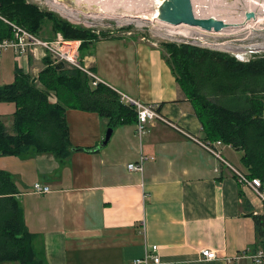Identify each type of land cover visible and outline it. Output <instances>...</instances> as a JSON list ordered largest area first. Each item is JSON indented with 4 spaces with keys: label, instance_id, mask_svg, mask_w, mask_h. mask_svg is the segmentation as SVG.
<instances>
[{
    "label": "crops",
    "instance_id": "crops-1",
    "mask_svg": "<svg viewBox=\"0 0 264 264\" xmlns=\"http://www.w3.org/2000/svg\"><path fill=\"white\" fill-rule=\"evenodd\" d=\"M77 54L103 84L154 102L164 119L152 122L139 141L133 122L110 126L109 117L96 111L66 107L68 139L82 149H70L62 158L33 149L0 154V170L11 175L14 198L42 261L137 264L134 259L156 244V253L169 264H264L241 255L256 245L250 213L262 214L264 203L241 188L232 170L200 144L201 123L161 49L143 38L121 35L86 43ZM56 64L42 46L20 56L6 49L0 55V85L12 82L19 69L40 86L39 73ZM68 67L73 66L56 68ZM49 94L56 102L54 90ZM15 110V102L0 101V118L10 134ZM108 127L107 143L92 150ZM225 145L222 157L244 167L230 160ZM140 150L152 158L141 173L128 170L126 164ZM34 182L51 190L33 192ZM202 248L214 250L216 257L204 259Z\"/></svg>",
    "mask_w": 264,
    "mask_h": 264
},
{
    "label": "trees",
    "instance_id": "trees-1",
    "mask_svg": "<svg viewBox=\"0 0 264 264\" xmlns=\"http://www.w3.org/2000/svg\"><path fill=\"white\" fill-rule=\"evenodd\" d=\"M0 12L37 35L44 19H51L54 32L80 40L79 49L108 37L104 32L99 35L74 25L53 11L40 10L26 0H0ZM9 33V27L0 20V35ZM163 45L169 53L165 59L201 123L202 141L220 139L240 151L239 159L247 174L258 177L264 190V53L238 60L228 52L192 43ZM31 80V76L16 69L14 80L0 85V101L16 105L12 134L0 118V154L22 155L33 149L62 158L70 149H82L73 147L68 139L66 107L96 111L109 117L110 126L135 121L134 110L120 103L114 90L103 82L92 85L79 67L59 69L47 65L39 73L40 86ZM49 90L56 93V102L48 98ZM15 192L11 175L0 170V264H45L34 248V236L24 223ZM250 215L256 233L257 246L253 250L264 248V212Z\"/></svg>",
    "mask_w": 264,
    "mask_h": 264
},
{
    "label": "rangeland",
    "instance_id": "rangeland-1",
    "mask_svg": "<svg viewBox=\"0 0 264 264\" xmlns=\"http://www.w3.org/2000/svg\"><path fill=\"white\" fill-rule=\"evenodd\" d=\"M157 1L75 0L74 7L69 0H26L40 10L53 11L70 23L92 29L99 35L104 32L107 36L143 38L145 42L159 47L165 58H169L168 50L163 45L165 42H187L218 49L235 55L238 60H247L253 55L264 53V16L257 9L249 8L251 0H191L196 16H214L219 20L238 24L221 31H208L185 23L174 25L161 21L155 17ZM247 10L254 12L256 18L244 21ZM58 33L53 31L52 21L48 18L44 19L41 31L38 32L40 36L52 39ZM63 38L71 41L70 46L79 50L80 40ZM225 147L231 152L230 160L240 166V152L231 149L227 144ZM241 170L246 172L244 167Z\"/></svg>",
    "mask_w": 264,
    "mask_h": 264
},
{
    "label": "built area",
    "instance_id": "built-area-1",
    "mask_svg": "<svg viewBox=\"0 0 264 264\" xmlns=\"http://www.w3.org/2000/svg\"><path fill=\"white\" fill-rule=\"evenodd\" d=\"M0 19L5 22L10 30L8 36H0V55L6 49H12L16 52L17 55H24L28 52L29 49L36 46H42L49 53L53 63L58 61H63L71 66L79 67L80 69H85L84 71L91 78V83L95 85L97 82H102L93 72L88 71L80 63L78 57L77 47L74 49L71 45V41L65 40L60 33L54 39H43L37 34L32 33L24 26L8 19L6 16L0 12ZM116 93L119 98V102L131 107L135 112V134L140 141L141 138L148 132L149 126L155 120H163L164 118L159 114L157 110V105L154 102H142L127 93L116 90ZM48 98L51 101H55L54 94H49ZM200 144L209 152L213 153L216 158L229 167L234 177L243 189H249L252 191L261 201H264V190L261 188V181L256 176H249L247 172L236 168L230 164L225 158L221 155V146L223 142L218 139L214 141L200 142ZM152 156L139 151L137 159L130 161L126 164L128 170L142 172L145 162L148 159H151ZM217 171V168H214ZM31 190L33 192L46 193L51 189L48 185L42 184L40 182H34L32 184ZM157 245L152 244L147 248L145 254L141 257L135 258L134 263L137 264H169V262L161 259L159 254L156 253ZM201 256L204 259H212L216 257L215 251L210 248H202ZM243 256H248L255 263H260L264 261V248L258 247L256 250L247 249L242 252ZM239 255V256H241Z\"/></svg>",
    "mask_w": 264,
    "mask_h": 264
},
{
    "label": "water",
    "instance_id": "water-1",
    "mask_svg": "<svg viewBox=\"0 0 264 264\" xmlns=\"http://www.w3.org/2000/svg\"><path fill=\"white\" fill-rule=\"evenodd\" d=\"M74 1L75 0H69L72 6L75 7ZM192 12H193V8H192L191 0H158L156 3L155 17L161 21L170 24L177 25V24L185 23L192 26H198L208 31L210 30L221 31L225 27L238 25V24H231L225 22L222 19L219 20L214 16L197 17ZM254 16H255L254 12L246 11L244 21L253 18ZM63 66H64L63 61H58L56 64V67H63ZM35 79L36 78L33 77L31 81L34 82ZM111 133H112V127H108L105 131L104 137L101 143L99 144V146L92 148V150L98 149L100 146L105 145L109 140Z\"/></svg>",
    "mask_w": 264,
    "mask_h": 264
},
{
    "label": "bare ground",
    "instance_id": "bare-ground-1",
    "mask_svg": "<svg viewBox=\"0 0 264 264\" xmlns=\"http://www.w3.org/2000/svg\"><path fill=\"white\" fill-rule=\"evenodd\" d=\"M241 1V0H240ZM75 2V1H74ZM250 2V1H249ZM75 4V3H74ZM78 6V5H77ZM249 6V8L250 9H252V8H255V9H257L258 10V12L262 15V16H264V2H261L260 0H251V2H250V4L248 5ZM247 11H249V10H247ZM193 12H195V11H193ZM192 12V13H193ZM194 15L196 16L197 14L196 13H194ZM257 16V15H256ZM197 17H199V16H197ZM256 17L254 16V19H255ZM258 18V17H257ZM263 19H264V17H262ZM233 24V23H232ZM235 24V23H234ZM226 28V27H225Z\"/></svg>",
    "mask_w": 264,
    "mask_h": 264
}]
</instances>
